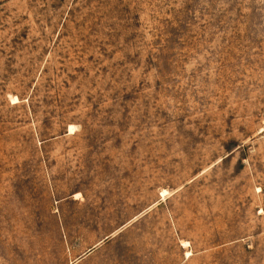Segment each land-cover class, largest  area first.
Segmentation results:
<instances>
[{"label": "rangeland", "instance_id": "374dc122", "mask_svg": "<svg viewBox=\"0 0 264 264\" xmlns=\"http://www.w3.org/2000/svg\"><path fill=\"white\" fill-rule=\"evenodd\" d=\"M0 264H264V0H0Z\"/></svg>", "mask_w": 264, "mask_h": 264}]
</instances>
